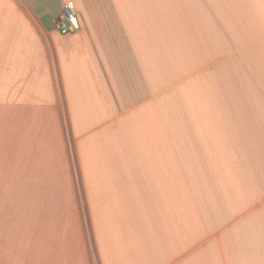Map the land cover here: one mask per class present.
<instances>
[{"label": "crops", "instance_id": "obj_1", "mask_svg": "<svg viewBox=\"0 0 264 264\" xmlns=\"http://www.w3.org/2000/svg\"><path fill=\"white\" fill-rule=\"evenodd\" d=\"M0 264H264V0H0Z\"/></svg>", "mask_w": 264, "mask_h": 264}, {"label": "built area", "instance_id": "obj_2", "mask_svg": "<svg viewBox=\"0 0 264 264\" xmlns=\"http://www.w3.org/2000/svg\"><path fill=\"white\" fill-rule=\"evenodd\" d=\"M64 13L67 23H58L60 31L64 34L76 31L80 26V20L75 5L72 2H67L64 5Z\"/></svg>", "mask_w": 264, "mask_h": 264}, {"label": "rangeland", "instance_id": "obj_3", "mask_svg": "<svg viewBox=\"0 0 264 264\" xmlns=\"http://www.w3.org/2000/svg\"><path fill=\"white\" fill-rule=\"evenodd\" d=\"M13 121V120H12ZM8 122H11V119L9 118ZM43 133V130L39 131V134L41 135Z\"/></svg>", "mask_w": 264, "mask_h": 264}]
</instances>
